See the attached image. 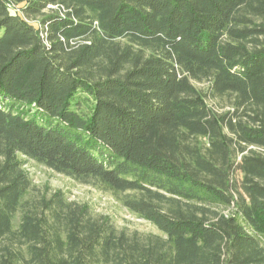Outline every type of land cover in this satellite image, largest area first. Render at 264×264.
<instances>
[{"label": "trees", "instance_id": "1", "mask_svg": "<svg viewBox=\"0 0 264 264\" xmlns=\"http://www.w3.org/2000/svg\"><path fill=\"white\" fill-rule=\"evenodd\" d=\"M0 31V264H264V0H0Z\"/></svg>", "mask_w": 264, "mask_h": 264}, {"label": "rangeland", "instance_id": "2", "mask_svg": "<svg viewBox=\"0 0 264 264\" xmlns=\"http://www.w3.org/2000/svg\"><path fill=\"white\" fill-rule=\"evenodd\" d=\"M1 33L2 31H0V35ZM206 86L205 84H197V87L203 90L206 89ZM208 102L209 106L219 113L229 109L225 102L211 100ZM24 161L27 163L25 170L31 175L36 187V191L32 192L33 197L46 193L51 195L54 192L61 191L69 201L87 204L95 213L110 217L118 230L143 234L158 233L152 225L131 215L111 194L58 174L33 161L25 159ZM15 223H18V219Z\"/></svg>", "mask_w": 264, "mask_h": 264}]
</instances>
